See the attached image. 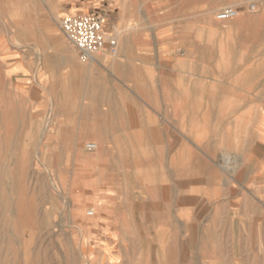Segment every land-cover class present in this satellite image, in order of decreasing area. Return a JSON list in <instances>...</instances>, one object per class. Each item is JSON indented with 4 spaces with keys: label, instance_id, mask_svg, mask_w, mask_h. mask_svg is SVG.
<instances>
[{
    "label": "rangeland",
    "instance_id": "obj_1",
    "mask_svg": "<svg viewBox=\"0 0 264 264\" xmlns=\"http://www.w3.org/2000/svg\"><path fill=\"white\" fill-rule=\"evenodd\" d=\"M87 13L182 100L80 63L60 21ZM0 264H264V0H0Z\"/></svg>",
    "mask_w": 264,
    "mask_h": 264
},
{
    "label": "built area",
    "instance_id": "obj_2",
    "mask_svg": "<svg viewBox=\"0 0 264 264\" xmlns=\"http://www.w3.org/2000/svg\"><path fill=\"white\" fill-rule=\"evenodd\" d=\"M255 6L249 9L254 11ZM234 8H225L216 14V20L223 22L237 17ZM60 31L71 46L74 47L77 58L83 64H95L100 55L116 58L119 54V45L115 34L108 35L105 31L102 16L98 14L66 15L60 21ZM85 149L95 152L97 145L87 143ZM89 216L92 212L88 213Z\"/></svg>",
    "mask_w": 264,
    "mask_h": 264
},
{
    "label": "crops",
    "instance_id": "obj_3",
    "mask_svg": "<svg viewBox=\"0 0 264 264\" xmlns=\"http://www.w3.org/2000/svg\"><path fill=\"white\" fill-rule=\"evenodd\" d=\"M103 23H104V17ZM105 31L108 35L115 34V29L112 26H109L108 23H104ZM126 23L124 21H118L116 23L117 28L126 30ZM131 38L128 36L127 32L121 36L120 48H119V58L112 64V67L117 68L116 74H112V77H115L117 80L123 82L127 86L132 88L133 96L137 98L139 102H155V103H166L170 102H179L183 94L182 82L179 84L178 80L173 79L171 84L168 85L167 77L157 76L158 80L153 86L154 88L144 89L142 84H139L137 80L138 76L132 74V71H137L138 68L147 67L151 68V59L150 56L154 55L153 58L157 61V56L159 55V48L155 47H133L130 45ZM77 55V54H76ZM133 66V69L132 68ZM138 67V68H137ZM175 72V71H174ZM178 74L181 76V71H178ZM145 77V76H144ZM198 90L195 94L197 95ZM139 96V97H138ZM169 97V98H168ZM174 97V98H173Z\"/></svg>",
    "mask_w": 264,
    "mask_h": 264
},
{
    "label": "bare ground",
    "instance_id": "obj_4",
    "mask_svg": "<svg viewBox=\"0 0 264 264\" xmlns=\"http://www.w3.org/2000/svg\"><path fill=\"white\" fill-rule=\"evenodd\" d=\"M257 95V94H256ZM227 162V161H226ZM187 172V171H186ZM245 179V178H244ZM92 215H93V213H92Z\"/></svg>",
    "mask_w": 264,
    "mask_h": 264
}]
</instances>
